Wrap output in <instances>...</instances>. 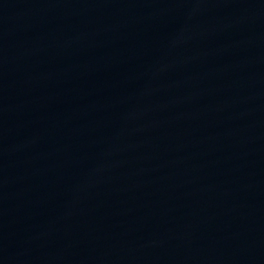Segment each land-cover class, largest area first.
Returning a JSON list of instances; mask_svg holds the SVG:
<instances>
[{"label":"water","instance_id":"1","mask_svg":"<svg viewBox=\"0 0 264 264\" xmlns=\"http://www.w3.org/2000/svg\"><path fill=\"white\" fill-rule=\"evenodd\" d=\"M0 264H264V0H0Z\"/></svg>","mask_w":264,"mask_h":264}]
</instances>
